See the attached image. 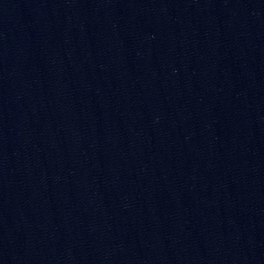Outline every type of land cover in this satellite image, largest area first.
<instances>
[{
	"label": "water",
	"instance_id": "95a60500",
	"mask_svg": "<svg viewBox=\"0 0 264 264\" xmlns=\"http://www.w3.org/2000/svg\"><path fill=\"white\" fill-rule=\"evenodd\" d=\"M0 264H264V0H0Z\"/></svg>",
	"mask_w": 264,
	"mask_h": 264
}]
</instances>
